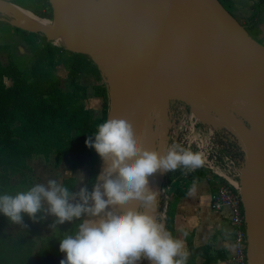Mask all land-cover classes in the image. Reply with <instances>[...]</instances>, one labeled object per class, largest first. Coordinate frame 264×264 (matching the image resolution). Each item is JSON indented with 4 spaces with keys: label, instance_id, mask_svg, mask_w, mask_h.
<instances>
[{
    "label": "water",
    "instance_id": "95a60500",
    "mask_svg": "<svg viewBox=\"0 0 264 264\" xmlns=\"http://www.w3.org/2000/svg\"><path fill=\"white\" fill-rule=\"evenodd\" d=\"M48 2L49 26L17 24L11 10L1 14L12 19L13 24L4 20L10 25L47 40L61 29L79 40V46L64 48L88 56L98 68L107 90L106 120H129L145 147L165 152L171 106L179 103L201 124L225 132L236 143L242 156L238 190L246 257L248 264H264V44L219 0ZM104 167L100 158L97 175ZM165 173L149 177L158 192L153 214L164 224L160 192ZM127 206L140 204L131 201Z\"/></svg>",
    "mask_w": 264,
    "mask_h": 264
},
{
    "label": "trees",
    "instance_id": "16d2710c",
    "mask_svg": "<svg viewBox=\"0 0 264 264\" xmlns=\"http://www.w3.org/2000/svg\"><path fill=\"white\" fill-rule=\"evenodd\" d=\"M8 1L38 17H52L48 0ZM219 1L228 10L226 0ZM262 4L264 0L256 2L247 24L244 25L249 33ZM0 28L5 32L13 31L20 35L31 53L30 65L26 69H21L13 62L3 65L0 61V195L12 193L11 176L22 174L26 169L29 171V159L38 155L48 157L51 154L63 156L68 153H82L91 157L87 182L91 191L100 156L94 148L87 146L85 141L97 131L99 124L106 121L108 109L107 90L98 68L84 54L44 42L46 38L43 35L24 31L2 20ZM35 36L41 42L34 41ZM59 65L67 71L69 90L60 88L54 71ZM82 74L93 76V96L104 101L103 113L99 117L94 116L93 110L87 108L83 102L89 91L88 86L80 82ZM5 77L11 79V85L4 83ZM92 138L94 139V136ZM186 170L181 167L170 171V177L179 176ZM208 172L205 168L188 172L182 178L180 187H177L175 197L186 195L187 185L205 177ZM63 185L71 189L73 178L65 179ZM23 221L27 227H22L12 236L5 231L10 223L9 219L0 213V264H60L65 254L59 250V239L74 234L81 223V220L72 221L68 234L63 231L61 224L51 236L42 239V228L52 225L54 220L38 219L34 222L28 217L23 218ZM165 227L174 237V212L170 207L166 213ZM192 239V233L185 236L189 254L187 264H195L197 257H202L204 264L224 258L223 255L209 253L208 245L194 246ZM36 240H40V246L34 253Z\"/></svg>",
    "mask_w": 264,
    "mask_h": 264
},
{
    "label": "clouds",
    "instance_id": "9594fccd",
    "mask_svg": "<svg viewBox=\"0 0 264 264\" xmlns=\"http://www.w3.org/2000/svg\"><path fill=\"white\" fill-rule=\"evenodd\" d=\"M85 143L105 162L91 191L87 185L73 191L49 179L15 195H0V213L22 227H27L23 214L34 222L54 216L51 228L81 220L74 234L59 239L65 254L60 264H140L144 259L151 264H187L184 240L174 238L153 214L158 192L150 187L149 177L157 171L199 168L201 154L179 144L165 152L147 148L133 124L122 117L99 124ZM131 201L140 207H126Z\"/></svg>",
    "mask_w": 264,
    "mask_h": 264
},
{
    "label": "built area",
    "instance_id": "2783aa9c",
    "mask_svg": "<svg viewBox=\"0 0 264 264\" xmlns=\"http://www.w3.org/2000/svg\"><path fill=\"white\" fill-rule=\"evenodd\" d=\"M171 119L170 146L179 144L201 154L203 164L199 168H205L209 171L202 178L213 186L209 206L214 211L228 214L226 218L232 231L233 251L228 255L227 263L248 264L246 227L238 190L241 152L228 134L225 132L217 133L208 126L201 124L186 105L173 104L171 106ZM227 140L235 144L236 152L228 148ZM196 169H187L186 172L173 178L170 177V172L165 173L160 192V213L164 219H166L170 205L172 187H180L182 178L188 172ZM140 264H145V261L142 260Z\"/></svg>",
    "mask_w": 264,
    "mask_h": 264
},
{
    "label": "crops",
    "instance_id": "0c3cea01",
    "mask_svg": "<svg viewBox=\"0 0 264 264\" xmlns=\"http://www.w3.org/2000/svg\"><path fill=\"white\" fill-rule=\"evenodd\" d=\"M58 69H63L66 72L64 67L59 68L58 66ZM80 80L88 86V91L90 86L95 83L93 76L89 74H82ZM94 99L97 101L96 97ZM93 109V112L96 111L95 108ZM51 156H54L57 161L53 165L55 172L50 176V179H55L63 184L65 179L73 178V187L70 189L73 191H78L80 187L87 185L89 177L87 173H89L88 169L91 167V157L89 155L68 153L63 156H57L51 154L48 157H43V161L46 162ZM44 166L45 164L39 166V171L45 169ZM79 174H82L83 179L79 180ZM187 187L186 195L181 197H175L176 195L174 194L177 186L172 187L169 207L174 212V238L184 240L185 250L188 252L185 236L192 233L194 246L208 245L209 253L224 256L223 259L218 258L211 264H228L227 257L233 251L232 231L226 218L228 214L226 212L214 211L210 208L209 201L212 189L206 179L200 178L194 180ZM46 227L48 226L45 225L43 228L45 229ZM195 264H204V259L197 257Z\"/></svg>",
    "mask_w": 264,
    "mask_h": 264
},
{
    "label": "rangeland",
    "instance_id": "374dc122",
    "mask_svg": "<svg viewBox=\"0 0 264 264\" xmlns=\"http://www.w3.org/2000/svg\"><path fill=\"white\" fill-rule=\"evenodd\" d=\"M8 1V0H7ZM259 0H226L225 3L228 5V10L232 13V15L237 19V21L241 25L247 24V19L250 16L252 12L253 6L258 2ZM42 18V17H41ZM1 20H6L10 22V24H13V21L11 18H8L6 15L0 14ZM47 20H52V18H44ZM11 30V29H10ZM250 34L252 37H254L257 41L264 44V4L260 6V11L256 17V20L253 21V26L250 28ZM34 41H39L38 37H33ZM46 43H50L52 45H55L52 43V40L45 39ZM4 44V45H3ZM30 55L31 53L28 51V45L24 42L22 37L18 35L16 32L13 31L5 32L3 29L0 28V61L3 65H8L9 62H13L17 64L21 69H26L30 65ZM59 68H63L61 65H59ZM58 66L54 69L55 74H57V78L59 79L60 88L63 90H69V81L67 78V71L65 70H59ZM4 83L6 85H11L12 81L11 79L5 77ZM83 85H86L82 81H80ZM87 86V85H86ZM97 101H95L93 96V90L90 86L89 92H87L83 102L87 108L90 110L96 109L94 116H101L103 113V100L102 98L96 97ZM94 101V102H93ZM96 102V103H95ZM96 104V106H94ZM108 104V101H107ZM39 156V157H38ZM33 157L32 159L28 160V163L30 164V170L27 169L24 170L22 174H15L11 176L10 183L12 186L11 192L14 193V195L18 191H25L30 189L32 186H34L37 183H46L47 180L50 179V176L54 174V164L56 163V159L54 156L50 159H48L46 162L43 161V156L38 155ZM38 157V158H37ZM49 161V164H48ZM78 163V162H76ZM45 164L44 168L39 171V166ZM47 164V165H46ZM91 169V167H90ZM90 169H88L90 171ZM89 176V173H87ZM89 178V177H88ZM60 182V181H58ZM61 183V182H60ZM212 184L210 185V187ZM12 193H10L12 195ZM23 218H28L27 214H23ZM44 220H55L54 216L48 215L44 218ZM63 225V231L68 234L70 231L71 223L65 222ZM45 229L42 228L41 230V238L46 239L47 237L51 236L54 232L57 231V227L51 228V225H47ZM22 228L21 225L15 224V223H9L5 231L15 236L18 231ZM53 231V233H51ZM40 246V240H36V245L33 247V252L35 253Z\"/></svg>",
    "mask_w": 264,
    "mask_h": 264
},
{
    "label": "bare ground",
    "instance_id": "6f19581e",
    "mask_svg": "<svg viewBox=\"0 0 264 264\" xmlns=\"http://www.w3.org/2000/svg\"><path fill=\"white\" fill-rule=\"evenodd\" d=\"M3 10H11L13 11L18 19H14V22L20 24L23 21L33 22L36 24L49 26L51 25V21L38 17L37 15L33 14L32 12L21 8L15 4H11L3 0L0 2V14ZM52 43L57 46H62L66 48H73L80 45L79 40H77L73 34L67 29H61V31L52 39Z\"/></svg>",
    "mask_w": 264,
    "mask_h": 264
},
{
    "label": "flooded vegetation",
    "instance_id": "af4514ba",
    "mask_svg": "<svg viewBox=\"0 0 264 264\" xmlns=\"http://www.w3.org/2000/svg\"><path fill=\"white\" fill-rule=\"evenodd\" d=\"M227 145H228V148L233 151V152H236L237 151V147L235 146V144L232 143V141L230 140H227Z\"/></svg>",
    "mask_w": 264,
    "mask_h": 264
}]
</instances>
